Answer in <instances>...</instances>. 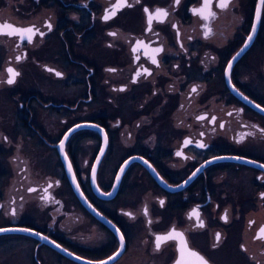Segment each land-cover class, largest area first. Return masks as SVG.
Wrapping results in <instances>:
<instances>
[{"label": "flooded vegetation", "instance_id": "flooded-vegetation-1", "mask_svg": "<svg viewBox=\"0 0 264 264\" xmlns=\"http://www.w3.org/2000/svg\"><path fill=\"white\" fill-rule=\"evenodd\" d=\"M219 2L0 0V24L34 29L0 34V97L18 106L0 116V264H88L122 243L110 264L138 247L176 264L179 238L156 247L173 229L184 264H264V5ZM131 157L160 177L133 160L118 180Z\"/></svg>", "mask_w": 264, "mask_h": 264}, {"label": "snow or ice", "instance_id": "snow-or-ice-1", "mask_svg": "<svg viewBox=\"0 0 264 264\" xmlns=\"http://www.w3.org/2000/svg\"><path fill=\"white\" fill-rule=\"evenodd\" d=\"M123 2H126V0H121V3H123ZM176 2L179 3V0H176ZM260 2L262 5H264V0H260ZM211 3H212V0H204V7H202L201 9H193V13L202 15L204 13V11L211 6ZM228 3H229V0H220L218 6L220 8H225V7H227ZM116 7H119V4L116 5ZM145 12L148 13V22H149V25H151V22L153 19V14L150 13L147 8H145ZM155 15L157 17H163V16H167V12L163 9H157ZM212 15H214V13H212ZM108 18H109L108 16H105V19H108ZM49 27H50V25H49ZM6 29H8V31H5ZM0 34H7V35L19 34L22 38L26 37L28 42L30 43L32 41V35L34 34V29L33 28L22 29V28H17L13 25H10V24H4V25H0ZM248 39L251 40L252 37L250 36ZM139 43H142V42H139ZM153 51L159 52V51H162V49L158 48V49H154ZM153 62L155 63L156 61L153 60ZM8 72L10 73V78L7 82L9 84H11L14 82V77L19 75V73L15 72V70L11 69V68L8 69ZM57 75H60V74L57 73ZM193 91H195V89H193ZM201 119H203V117H201ZM185 143L187 144L190 142L186 141ZM203 146L204 145H200V147H203ZM180 154L181 153H177V155H180ZM94 171H95V169H93V172ZM161 203L163 204V201H161ZM192 215L197 216V218H199L198 212L196 210L193 211ZM224 218L227 219L226 214H225ZM200 226H203L202 222H201ZM261 232L264 233V229H261ZM177 238H179V240H180V249L179 250L181 252V259L177 260L176 264H184L183 255H184V251L186 249V241L183 239V233H177L176 230L173 229L166 236L156 237V241H157L156 247H157V249H159L161 242H165V241L173 240V239H177ZM45 239H47V238L45 237ZM121 239H123V237ZM217 239H219V234H217ZM118 255H119V253H117V256ZM189 255L195 256L200 261V264H207V261H205L203 257L199 256L198 253L189 251ZM113 258L114 257H110L109 259H113ZM102 264H107V262L106 261L102 262Z\"/></svg>", "mask_w": 264, "mask_h": 264}, {"label": "water", "instance_id": "water-1", "mask_svg": "<svg viewBox=\"0 0 264 264\" xmlns=\"http://www.w3.org/2000/svg\"><path fill=\"white\" fill-rule=\"evenodd\" d=\"M258 14V13H257ZM259 18V17H258ZM257 18V19H258ZM0 25H3V24H0ZM256 28V27H255ZM252 37V36H251ZM249 41V40H248ZM248 43H246L245 44V46L242 48V50L240 51V52H238V54L237 55H235L234 57H233V59H232V61H231V63L230 64H233L235 61H236V59L242 54V52L245 50V48L248 46L247 45ZM237 94L239 95V96H241V97H243V98H245L246 96H244L243 94H241L240 92H239V90L237 91ZM246 99V98H245ZM87 126H89V124H87V123H83V124H78L77 126H75L73 129H71L70 131H69V133L68 134H70L72 131H74V130H76V129H78V128H82V127H87ZM68 134L66 135V137L68 136ZM65 137V138H66ZM65 140V139H64ZM106 145H107V139H106V137H105V140H104V142H103V147H102V151H101V153L99 154V156H98V159H97V161H96V165H95V167L93 168V169H95V171L92 173V179H93V186H94V189H95V191L100 195V196H103V195H105V193H104V191L98 186V184H97V178H96V176H97V165H98V163H99V161H100V159L102 158V154H103V152H104V149L106 148ZM66 157H67V155H65ZM223 160L224 159V157H220V158H213V159H211L210 161H212V160ZM133 160H141L146 166H147V168L151 171V173L155 176V177H157V175H158V177H160L159 176V174L156 172V170L153 168V166L150 164V163H148V162H146L145 160H143V159H140V158H135V157H131V158H129L123 165H122V167H121V169L119 170V173H118V180L120 179V177L122 176V174H123V172H124V170L126 169V166L131 162V161H133ZM68 174H69V177H70V179H71V182H72V184H73V187H74V189H75V191L77 192V194H78V196L80 197V199L86 204V206L96 215V216H98L99 218H101V219H103V221L108 225V226H110L114 231L115 230H117L116 229V227H115V225L111 222V221H108V219L99 211V210H97L96 208H95V206H93V204H91L88 200H87V198H86V196H85V194L83 193V191H82V189L80 188V186H79V183H78V181H77V178H76V176H75V173H74V171L72 170V168L71 169H69L68 170ZM159 181L162 183V184H164L165 186H166V183L162 180V179H160L159 178ZM1 230V229H0ZM0 232H3V231H0ZM167 235V233H165V234H160L159 236H166ZM180 248V247H179ZM122 250H123V243L121 244V246L119 247V249H118V251L115 253V254H113L112 256H110V257H114L113 259H109L110 257H108V258H106V259H101V260H87V262L86 263H88V264H102V262H107V264H110L111 262H113L114 260H116L119 256H120V254L122 253ZM117 253H119V255L117 256ZM203 257V256H202ZM204 258V257H203ZM179 259H181V253H180V256L177 258V260H179ZM176 260V261H177ZM204 260L205 261H207V264H213V263H211V262H209L207 259H205L204 258Z\"/></svg>", "mask_w": 264, "mask_h": 264}, {"label": "rangeland", "instance_id": "rangeland-1", "mask_svg": "<svg viewBox=\"0 0 264 264\" xmlns=\"http://www.w3.org/2000/svg\"><path fill=\"white\" fill-rule=\"evenodd\" d=\"M6 8L3 9L2 14H6ZM237 22V21H235ZM23 78V77H22ZM21 82L19 81L18 84ZM59 87V86H58ZM15 105H13V102H7V99L4 97H0V116L8 115L7 118L13 117V119L10 120L11 123L14 122V118H17L18 106L16 105V102H14ZM143 248L138 247L134 249L136 252L133 256V258L126 259L121 262V264H154L153 260L146 255L143 251ZM155 264H164L163 259L158 258L155 262ZM224 264H247L246 261L243 260L240 256H233L229 257V259H226Z\"/></svg>", "mask_w": 264, "mask_h": 264}]
</instances>
